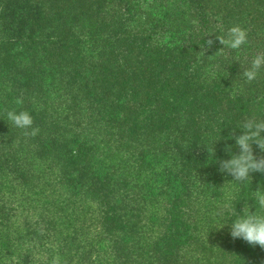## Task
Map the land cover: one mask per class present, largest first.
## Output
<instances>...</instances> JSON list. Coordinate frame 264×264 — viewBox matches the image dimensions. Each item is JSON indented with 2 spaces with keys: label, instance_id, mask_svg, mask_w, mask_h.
Returning a JSON list of instances; mask_svg holds the SVG:
<instances>
[{
  "label": "trees",
  "instance_id": "trees-1",
  "mask_svg": "<svg viewBox=\"0 0 264 264\" xmlns=\"http://www.w3.org/2000/svg\"><path fill=\"white\" fill-rule=\"evenodd\" d=\"M260 53L264 0H0V264H264L230 234L264 173L218 163L264 120Z\"/></svg>",
  "mask_w": 264,
  "mask_h": 264
},
{
  "label": "clouds",
  "instance_id": "clouds-1",
  "mask_svg": "<svg viewBox=\"0 0 264 264\" xmlns=\"http://www.w3.org/2000/svg\"><path fill=\"white\" fill-rule=\"evenodd\" d=\"M217 39L225 47L239 50L248 43V31L240 25H234L228 29L226 36H217ZM213 43L211 39L207 41L208 46ZM223 49L217 53L222 52ZM262 67H264V53L257 54L251 62V67L243 72L246 81L249 83L254 81ZM15 103L22 105L23 98L18 97ZM6 117L15 127L25 130L23 133L25 136L35 137L39 133V128L33 127L34 120L28 111L6 110ZM240 128L242 134L233 137L239 148V154H232L230 159L220 160L218 163L221 172L230 174L234 178L233 181L244 184L251 180L250 173H264V156L258 158L253 152V144H255L264 153V120L250 118L245 120ZM205 148L209 156L215 155L213 145ZM253 196L258 207H255L254 212L250 207L243 208V214H237V218L232 221L230 234L233 239L240 238L253 247L258 245L264 249V188H258ZM50 264H67V262L56 255L51 259Z\"/></svg>",
  "mask_w": 264,
  "mask_h": 264
},
{
  "label": "rangeland",
  "instance_id": "rangeland-1",
  "mask_svg": "<svg viewBox=\"0 0 264 264\" xmlns=\"http://www.w3.org/2000/svg\"><path fill=\"white\" fill-rule=\"evenodd\" d=\"M13 48V47H12ZM14 49V48H13ZM18 50H20V48L18 47ZM20 57H22L23 59H25V57H24V55L23 54H21V53H18V55L16 56V58H15V60H17V58H20ZM14 98L13 97H11L10 98V100H13Z\"/></svg>",
  "mask_w": 264,
  "mask_h": 264
}]
</instances>
